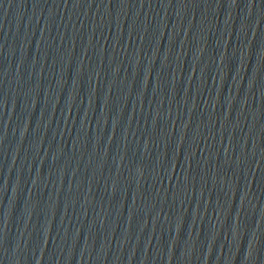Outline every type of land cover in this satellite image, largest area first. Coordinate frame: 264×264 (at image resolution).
Instances as JSON below:
<instances>
[{"label": "water", "instance_id": "95a60500", "mask_svg": "<svg viewBox=\"0 0 264 264\" xmlns=\"http://www.w3.org/2000/svg\"><path fill=\"white\" fill-rule=\"evenodd\" d=\"M0 264H264V0H0Z\"/></svg>", "mask_w": 264, "mask_h": 264}]
</instances>
